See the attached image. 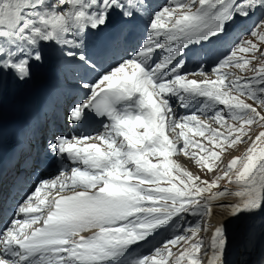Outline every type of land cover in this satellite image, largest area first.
<instances>
[{
    "label": "snow or ice",
    "instance_id": "obj_1",
    "mask_svg": "<svg viewBox=\"0 0 264 264\" xmlns=\"http://www.w3.org/2000/svg\"><path fill=\"white\" fill-rule=\"evenodd\" d=\"M149 9L148 35L130 58L83 84L90 95L69 117L85 131L49 143L66 163L26 194L0 230V264H226L227 225L211 216L221 209L230 218L264 211V63L253 66L264 60V0H170L157 8L144 0H0V79L6 73L30 79L47 43L94 68L88 34L106 27L113 12L132 18ZM257 10L249 32L255 40L238 38L218 57L214 79L203 57L197 63L203 78H189L197 74L186 71L192 47L212 44L237 17ZM233 66L253 75L226 70ZM180 108L190 111L180 115ZM90 115L107 121L103 131L88 133ZM248 141L223 163L228 150ZM178 153L208 173L223 167L204 180L173 159ZM226 196L235 200L222 202ZM169 230L162 246L136 253Z\"/></svg>",
    "mask_w": 264,
    "mask_h": 264
},
{
    "label": "bare ground",
    "instance_id": "obj_2",
    "mask_svg": "<svg viewBox=\"0 0 264 264\" xmlns=\"http://www.w3.org/2000/svg\"><path fill=\"white\" fill-rule=\"evenodd\" d=\"M47 61L48 57L46 56L43 62L35 64L33 66L31 75L32 78H38L42 74L44 69L43 64L47 63ZM210 76L215 77L214 74H211ZM29 81L30 79L24 80L26 86H29ZM15 89L16 85L14 84L9 87V96H12L14 94ZM215 126L218 127L219 125L217 124ZM189 134L193 135V138L195 137L200 140L203 139L198 135H194L193 133ZM176 155L178 156H174L173 158H176L178 163H180L183 167L196 174V172L198 171V167L197 165H195L194 160L191 157H185L182 153H178ZM61 194L68 195L70 194V191H65ZM221 200L224 203H228L230 201H234L235 199H227L223 197L221 198ZM210 219L213 223H219L220 221L226 222V230L229 238L226 255V264H264V211L256 212L254 215H244L233 218H230L227 210L220 212L217 211L211 216ZM88 234H90V232L82 233V235L85 236ZM149 246L150 244H148V247ZM138 248L140 247H137L136 249Z\"/></svg>",
    "mask_w": 264,
    "mask_h": 264
},
{
    "label": "rangeland",
    "instance_id": "obj_3",
    "mask_svg": "<svg viewBox=\"0 0 264 264\" xmlns=\"http://www.w3.org/2000/svg\"><path fill=\"white\" fill-rule=\"evenodd\" d=\"M258 12L260 13V10H258ZM244 40H247V39H253V40H255V38H253V37H251L249 34L246 36V37H244L243 38ZM261 48H264V44H261ZM258 62H260V63H264V60H260V58L258 57V60L257 61H254L253 62V66H255ZM251 67V66H250ZM226 70H228V71H231V72H233L235 75H240V76H251V75H253V72L251 71V70H248V69H246V70H240V69H237V68H235V67H231V68H229V69H226ZM229 79H232V77H229ZM244 98V97H243ZM248 102H250V103H252V101L251 100H248ZM213 122V121H212ZM230 123H233L232 121H229ZM215 126V125H214ZM213 127V126H212ZM215 127H217V126H215ZM220 127V126H219ZM255 127V126H254ZM223 129V128H222ZM221 129V130H222ZM222 131H226V129H223ZM93 135V134H92ZM206 135H207V133H206ZM192 138H193V136H192ZM193 139H197V138H193ZM197 140H199V141H202L203 143H205L206 145H208V141L207 140H200V139H197ZM250 143V141H248V142H244V143H240L238 146H236L235 148H234V150H232V149H230V150H228L227 151V154L226 155H223V157H222V159H223V163L224 164H226L227 162H228V160L229 159H231L233 156H238V155H241L244 151H245V149L248 147V144ZM196 151H198V149H195ZM239 152V153H238ZM175 156H178V155H175ZM173 159H175L176 160V158H173ZM198 167V166H197ZM222 167H223V165H221V169H222ZM221 169H217L215 172H213V173H207V172H205V170H203V169H199L198 168V171L196 172V174H199L200 176H201V178L202 179H204V180H211L212 178H214V175H216ZM223 183H225V181H221V184H223ZM229 188H234V186L233 185H229ZM206 195V194H205ZM224 198H227V199H231V198H234L235 199V197H232V196H226V197H224ZM225 210H227V209H221V210H217L218 212H220V211H225ZM217 211H215L214 213H216ZM227 212H228V210H227ZM222 213V212H221ZM229 213V212H228ZM194 217H188V221L189 222H192V221H194ZM171 231H174V230H169L168 232H165V236L167 237V236H170L171 234H172V232ZM167 233V234H166ZM200 235H204L203 233H200ZM165 237V238H166ZM205 239H207V236L205 235ZM157 246H162L161 245V243L159 244V245H157ZM179 249V250H178ZM173 252L174 253H176V254H178V252L181 250V248H180V246H175V247H173Z\"/></svg>",
    "mask_w": 264,
    "mask_h": 264
}]
</instances>
